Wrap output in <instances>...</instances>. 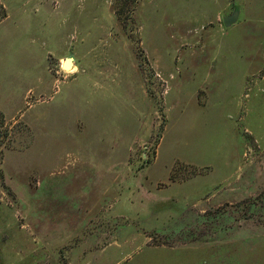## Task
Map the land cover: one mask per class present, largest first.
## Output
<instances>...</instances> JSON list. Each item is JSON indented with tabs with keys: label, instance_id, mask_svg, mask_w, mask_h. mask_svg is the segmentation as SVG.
Listing matches in <instances>:
<instances>
[{
	"label": "rangeland",
	"instance_id": "rangeland-1",
	"mask_svg": "<svg viewBox=\"0 0 264 264\" xmlns=\"http://www.w3.org/2000/svg\"><path fill=\"white\" fill-rule=\"evenodd\" d=\"M0 264H264V0H0Z\"/></svg>",
	"mask_w": 264,
	"mask_h": 264
},
{
	"label": "water",
	"instance_id": "water-1",
	"mask_svg": "<svg viewBox=\"0 0 264 264\" xmlns=\"http://www.w3.org/2000/svg\"><path fill=\"white\" fill-rule=\"evenodd\" d=\"M237 18H238V10H234L230 15L223 18L224 26L226 27L230 26L231 24L237 21ZM72 66H73V58L72 57L65 58L62 67L67 70Z\"/></svg>",
	"mask_w": 264,
	"mask_h": 264
},
{
	"label": "bare ground",
	"instance_id": "bare-ground-1",
	"mask_svg": "<svg viewBox=\"0 0 264 264\" xmlns=\"http://www.w3.org/2000/svg\"><path fill=\"white\" fill-rule=\"evenodd\" d=\"M62 64H63V63H62ZM72 68H73V67H71V69H72ZM71 69H70V70H71Z\"/></svg>",
	"mask_w": 264,
	"mask_h": 264
},
{
	"label": "crops",
	"instance_id": "crops-1",
	"mask_svg": "<svg viewBox=\"0 0 264 264\" xmlns=\"http://www.w3.org/2000/svg\"><path fill=\"white\" fill-rule=\"evenodd\" d=\"M238 19V18H237Z\"/></svg>",
	"mask_w": 264,
	"mask_h": 264
}]
</instances>
